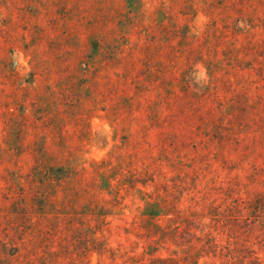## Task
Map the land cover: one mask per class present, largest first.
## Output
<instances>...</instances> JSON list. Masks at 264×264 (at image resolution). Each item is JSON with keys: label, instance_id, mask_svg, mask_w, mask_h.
<instances>
[{"label": "rangeland", "instance_id": "374dc122", "mask_svg": "<svg viewBox=\"0 0 264 264\" xmlns=\"http://www.w3.org/2000/svg\"><path fill=\"white\" fill-rule=\"evenodd\" d=\"M0 264H264V0H0Z\"/></svg>", "mask_w": 264, "mask_h": 264}]
</instances>
